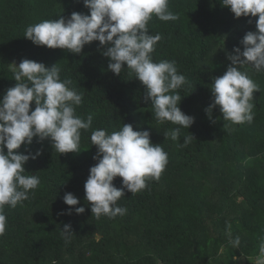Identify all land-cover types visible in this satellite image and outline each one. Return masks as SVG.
Instances as JSON below:
<instances>
[{"label":"trees","instance_id":"obj_1","mask_svg":"<svg viewBox=\"0 0 264 264\" xmlns=\"http://www.w3.org/2000/svg\"><path fill=\"white\" fill-rule=\"evenodd\" d=\"M169 10L177 20L153 15L148 28L162 36L151 54L154 62L175 61L186 77L176 91L182 97L179 107L194 123L181 128L177 141L164 133L179 126L156 120L144 102L145 87L126 65L120 75L108 70L109 59L102 55L106 47L99 41L74 54L23 37L30 24L68 18L72 12L90 14L83 0H0V98L16 84L13 62L57 64L61 80H71L70 87L82 94L76 114L92 116V127L81 130L78 153L60 154L49 139L37 142L35 137L28 146L41 155L24 165V174L38 176L40 184L15 208L5 205L0 264H255L264 239V72L249 65L240 69L260 89L254 92L251 123L223 121L219 106L210 120L205 109L213 102L212 79L226 72L234 47L243 51L241 41L248 31H257L258 16L235 18L220 0H169ZM123 123L148 130L168 163L159 180L147 179L145 189L125 190L117 202L127 208L125 215L97 219L84 190L96 163L90 136L95 129L110 134ZM190 134L194 139L182 147ZM18 151L27 154L25 145ZM113 184L120 188L122 178ZM67 192L79 199L75 207H85L83 214L61 215L72 207L63 201ZM68 223L74 233L66 243L61 229ZM229 226L232 237L241 239L239 248L228 243Z\"/></svg>","mask_w":264,"mask_h":264},{"label":"clouds","instance_id":"obj_2","mask_svg":"<svg viewBox=\"0 0 264 264\" xmlns=\"http://www.w3.org/2000/svg\"><path fill=\"white\" fill-rule=\"evenodd\" d=\"M83 3L90 14L72 12L68 18L59 16L30 24L23 37L36 46L74 54H80L85 45L99 41L102 48L106 47L102 55L109 59L108 70L120 75L126 65L145 87L144 102L152 106L156 120L179 126L164 133L165 138L179 140L181 128L189 129L194 123V117L179 107L182 97L176 91L187 83L186 77L178 72L175 61L154 62L151 54L162 36L150 34L148 28L153 15L164 22L178 19L169 10V0H83ZM220 3L235 18L258 16L257 31L244 35L243 51L234 47L233 53L227 54L231 63L222 76L212 79L213 102L205 112L211 120L213 109L219 106L223 121L251 123L254 92L260 89L248 72L240 69L249 65L257 73L264 72V0H220ZM248 22L251 24L252 20ZM12 65L16 84L0 98V235L7 224L5 205L15 208L40 184L38 176L24 174V165L41 155L40 150L32 153L28 149L34 137L38 138L37 142L49 139L52 148L60 154L78 153L81 130L92 127L91 115L84 119L76 114L82 94L70 87L71 80H61L57 64L48 68L41 62L23 59L18 66L15 62ZM192 139L191 134L184 137L181 146H187ZM90 140L97 152L93 156L96 163L90 167L84 184L85 200L97 219L123 216L127 208L117 202L125 190L135 194L147 187L148 178L159 180L168 155L161 144L151 141L148 130L137 131L126 123L110 134L95 129ZM21 145H25L27 154L18 151ZM116 177L122 178L120 188L113 184ZM63 201L72 207L61 215H71L73 210L78 215L85 212V207H75L80 201L72 193H65ZM73 233L70 223L63 225L61 236L66 243ZM227 237L229 245L239 248L241 239L232 237L230 226ZM255 264H264V239Z\"/></svg>","mask_w":264,"mask_h":264},{"label":"bare ground","instance_id":"obj_3","mask_svg":"<svg viewBox=\"0 0 264 264\" xmlns=\"http://www.w3.org/2000/svg\"><path fill=\"white\" fill-rule=\"evenodd\" d=\"M62 257V256H61ZM46 258V257H45Z\"/></svg>","mask_w":264,"mask_h":264}]
</instances>
